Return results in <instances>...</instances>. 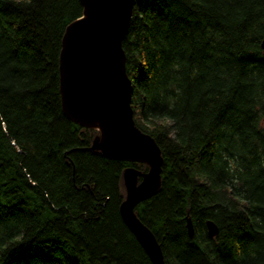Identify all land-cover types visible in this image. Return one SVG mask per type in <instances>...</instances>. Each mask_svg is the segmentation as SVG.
I'll return each mask as SVG.
<instances>
[{"label": "trees", "instance_id": "obj_1", "mask_svg": "<svg viewBox=\"0 0 264 264\" xmlns=\"http://www.w3.org/2000/svg\"><path fill=\"white\" fill-rule=\"evenodd\" d=\"M82 10L0 0V264H152L119 212L122 171L148 166L91 150L99 131L62 111L61 39ZM263 39L264 0H134L131 107L162 157L134 210L165 264H264Z\"/></svg>", "mask_w": 264, "mask_h": 264}, {"label": "water", "instance_id": "obj_2", "mask_svg": "<svg viewBox=\"0 0 264 264\" xmlns=\"http://www.w3.org/2000/svg\"><path fill=\"white\" fill-rule=\"evenodd\" d=\"M82 15L70 22L61 39L59 93L63 113L75 123L97 129L90 149L111 159L140 161L147 171H122L125 196L119 212L152 264H165L160 245L135 213V206L160 188L162 157L148 133L139 129L131 107L132 83L125 70L122 41L134 0H80ZM264 53V39L261 41ZM138 178H141L138 181ZM207 234L218 228L207 220ZM188 235L191 218L185 217Z\"/></svg>", "mask_w": 264, "mask_h": 264}]
</instances>
